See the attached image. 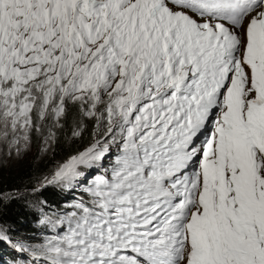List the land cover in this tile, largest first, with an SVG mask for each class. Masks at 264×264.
<instances>
[{"label":"snow or ice","instance_id":"1","mask_svg":"<svg viewBox=\"0 0 264 264\" xmlns=\"http://www.w3.org/2000/svg\"><path fill=\"white\" fill-rule=\"evenodd\" d=\"M73 110L92 141L33 192L78 195L42 207L38 244L0 242L30 264H264V0H0V145L54 153Z\"/></svg>","mask_w":264,"mask_h":264},{"label":"trees","instance_id":"2","mask_svg":"<svg viewBox=\"0 0 264 264\" xmlns=\"http://www.w3.org/2000/svg\"><path fill=\"white\" fill-rule=\"evenodd\" d=\"M73 114L68 117V126L58 133L60 139L54 153L40 161L31 160L12 169L0 178V224L10 229V235L38 244L47 233L40 230L37 223L44 205L48 208L66 207L73 198L67 190L60 186H48L37 192L38 181L50 176L52 170L63 162L70 154L82 151L92 141V122H87V129L81 137L71 139ZM34 142H37L34 139ZM47 208H45V211ZM29 256L21 255L9 244L0 242V264H30Z\"/></svg>","mask_w":264,"mask_h":264},{"label":"rangeland","instance_id":"3","mask_svg":"<svg viewBox=\"0 0 264 264\" xmlns=\"http://www.w3.org/2000/svg\"><path fill=\"white\" fill-rule=\"evenodd\" d=\"M50 152H44L41 150V145L38 142H34L31 146V150L21 158L16 157H9L7 155V149L0 145V178L3 174H8L12 169L17 168L18 166L22 165L24 162H30L31 160L40 161L43 158L49 156ZM29 256L32 260L33 257L29 254H25ZM39 264V261L36 262Z\"/></svg>","mask_w":264,"mask_h":264}]
</instances>
